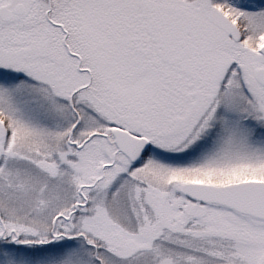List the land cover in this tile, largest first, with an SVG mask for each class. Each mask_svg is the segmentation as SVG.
Here are the masks:
<instances>
[{
	"label": "snow or ice",
	"instance_id": "snow-or-ice-1",
	"mask_svg": "<svg viewBox=\"0 0 264 264\" xmlns=\"http://www.w3.org/2000/svg\"><path fill=\"white\" fill-rule=\"evenodd\" d=\"M0 264H264V0H0Z\"/></svg>",
	"mask_w": 264,
	"mask_h": 264
}]
</instances>
